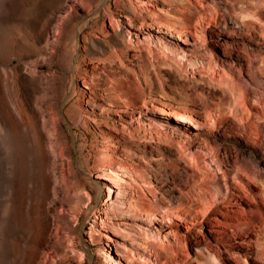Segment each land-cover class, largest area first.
<instances>
[{
	"label": "rangeland",
	"instance_id": "rangeland-1",
	"mask_svg": "<svg viewBox=\"0 0 264 264\" xmlns=\"http://www.w3.org/2000/svg\"><path fill=\"white\" fill-rule=\"evenodd\" d=\"M106 4V0H62L45 36L42 65L31 68L40 86H48L49 104L40 113L41 129L48 138L54 126L65 149L61 160L74 172L71 181L79 178L78 185L91 196L90 201L75 202L71 191L63 204H56L57 211L49 212L47 241L35 264H109L103 261V252L118 264L201 263L203 242L215 243L219 234L208 231L206 222L211 216L221 220L217 209L223 205H235L232 196L237 187L248 189L261 216L251 233L231 241L232 255L224 256L232 264H264V0H109ZM252 7L259 11L256 21L247 15ZM96 8L101 10L97 19L77 36L81 71L72 66L75 86L66 91L65 41L76 20ZM223 19L222 29L218 25ZM167 25L175 31L167 30ZM115 29L124 30V38ZM89 35L101 50L89 48ZM157 38L183 57L162 52ZM150 39L156 42L148 43ZM212 40L233 44L234 54H248L259 67L253 77L242 66L238 78L248 111L232 102V95L219 85L218 77L233 59L218 57ZM208 52L220 59L212 64L214 73ZM199 58L205 67L189 64L188 60ZM84 81L93 95L83 87ZM2 82L7 90L6 81ZM157 107L190 115L206 127L196 129L191 121L178 131L174 125L179 122L159 114ZM76 108L82 120L70 117ZM232 111L242 118L240 122ZM210 117L216 125L207 124ZM103 148L114 156V166L126 165V176H121L130 184H121L122 198H116L115 209L106 213L114 225L108 224L104 231L93 222L88 207L99 206L105 191L95 199L83 182L85 176L94 179ZM130 198L139 209L129 206ZM255 203L248 199L237 206L247 209ZM207 204H212V212L205 209ZM248 216L240 215L239 220ZM23 219L28 225L27 213ZM89 223L96 227L94 244L85 233ZM150 230L156 233L155 241H150ZM103 232L107 238L100 235ZM184 239L190 244L185 246Z\"/></svg>",
	"mask_w": 264,
	"mask_h": 264
},
{
	"label": "bare ground",
	"instance_id": "bare-ground-1",
	"mask_svg": "<svg viewBox=\"0 0 264 264\" xmlns=\"http://www.w3.org/2000/svg\"><path fill=\"white\" fill-rule=\"evenodd\" d=\"M61 1L0 0V264H35L38 253L47 241L49 212L57 211L56 204H63L71 191H75V202L76 200L84 202L86 199L90 201L91 198L90 192L85 187L78 185L79 178L76 181H71L74 172L67 163L61 160L65 149L58 141L54 126H52V133L48 138L41 129L40 113L45 109L44 105L49 104L48 86L45 84L41 87L36 72L31 70V68L42 65L39 60L43 57L45 50V36L55 13L60 8ZM101 1L103 0H99V2ZM106 1L108 4L109 0ZM258 12L256 7H252L248 9L247 15L256 21ZM100 13L101 10L96 8L94 12L83 15L76 20L75 25L69 30L63 52V58L67 60L68 84L65 87L66 91L69 85L75 86L72 66L75 65L77 71H81L80 45L77 36L87 23L97 19ZM125 18L131 21V16L128 14ZM225 21L223 19L218 26L222 29L225 28ZM166 29L170 32L175 31L171 25H167ZM179 31L183 32L184 30L180 29ZM114 33L124 38V30L115 29ZM88 38L90 39L89 48L91 50L99 51L102 49L92 39V35H89ZM156 40V46L162 52L167 51L183 57L167 42L159 38ZM150 42L156 41L150 39L148 43ZM212 43L217 47L215 53L218 57L224 56L233 59L227 64L228 68L226 70L223 68V72L218 77L219 85H222L228 91L227 93L232 95V102L240 104L248 111L247 103L243 98L244 92L238 78L242 73V66L245 65L246 73H251L253 77H255L259 67L252 63L248 54H245V57L234 54L233 44L219 40H212ZM82 48L85 51L86 46H82ZM212 55V52H208L206 59L208 64H211L209 67L214 73L212 64H216L220 59L214 58ZM242 60H245L246 63L243 64ZM188 61L191 66L197 67V69L199 66L205 67L203 59ZM232 71H235L236 74ZM3 80L6 81L7 90L4 89ZM83 83V87L93 95L91 85L87 81ZM41 90L43 94L40 95ZM86 103L95 106L93 100H87ZM109 105L113 106L111 103ZM124 106H128L127 102H124ZM75 110L70 114V117L76 115L82 120L78 108ZM156 111L164 116H171L176 123L179 122L174 125L178 131H182L183 125L191 121L197 125L195 126L196 129L206 127L204 122L193 120L187 114H180L173 110L167 111L161 107H157ZM232 114L239 122L242 120L233 111ZM207 124L209 126L216 125V120L210 117ZM148 125V131L151 132L153 128L150 124ZM43 127L47 131L49 130L45 122ZM164 135L168 136V133L164 132ZM103 150L99 158V169L93 176L94 179L85 176L83 182L90 187L95 199L104 195L105 191V199L99 206L88 207L92 210L93 222H98L99 229L104 231L108 224L114 225L108 220L110 217L106 213L115 209V199L122 198L125 192L121 184L127 182L121 175L126 176L127 170L124 163L114 166L112 164L114 156L106 152V148ZM80 166L82 165L80 164ZM116 169L122 172H118ZM241 172L252 184L255 183L246 172L243 170ZM100 179H106L107 183ZM232 199L235 205H223L222 208L217 209V213L221 215V220L212 216L208 218L206 222L210 227L208 231L219 234L214 237L215 243L203 242L202 247L205 254L203 253L202 260H197L198 262L202 264H232L224 256V253L227 256L233 253L231 241L251 233L256 220L261 216V211L247 188L237 187V192H233ZM248 199L255 203L252 207L248 206L247 209H243V207L237 206L239 202H245ZM128 204L130 207L139 209V204L132 198L128 200ZM205 209L212 212V204H207ZM25 213L30 219L28 225L24 223ZM243 214L249 215L248 218L239 220L240 215ZM54 218H58L57 212ZM215 225L223 226L225 229H215ZM95 228V224L89 223L85 232L91 244H94L96 239L94 238ZM56 233L57 228L54 235ZM148 233L150 241L151 239L155 241L156 233L152 230ZM100 235L108 237L104 232ZM184 244L186 246L190 244V241L184 239ZM83 246L86 248L84 241ZM220 247H223V251ZM79 252L83 254L82 250ZM102 257L104 262L118 264L106 252L102 253Z\"/></svg>",
	"mask_w": 264,
	"mask_h": 264
}]
</instances>
